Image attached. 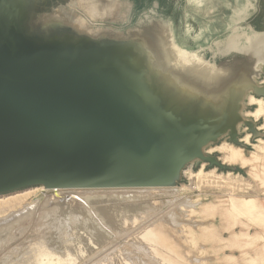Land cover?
Segmentation results:
<instances>
[{
    "label": "water",
    "instance_id": "water-1",
    "mask_svg": "<svg viewBox=\"0 0 264 264\" xmlns=\"http://www.w3.org/2000/svg\"><path fill=\"white\" fill-rule=\"evenodd\" d=\"M35 3L0 0V194L32 186L174 187L192 162L236 170L206 149L225 136L243 145L241 124L264 135L242 110L250 93L264 97V63L255 56L235 49L220 51L223 62L207 57L178 44L172 23L157 15L126 42L72 27L43 34L29 18ZM162 27L170 54L196 52L225 71L224 82L197 79L201 90H193L192 67L171 64L165 49L143 43ZM252 30L264 34L249 23Z\"/></svg>",
    "mask_w": 264,
    "mask_h": 264
},
{
    "label": "rangeland",
    "instance_id": "rangeland-1",
    "mask_svg": "<svg viewBox=\"0 0 264 264\" xmlns=\"http://www.w3.org/2000/svg\"><path fill=\"white\" fill-rule=\"evenodd\" d=\"M33 1L32 28L43 34L72 27L82 35L126 42L134 32L150 29L148 18L157 15L172 23L175 40L184 47L220 62L225 61L220 51L238 49L254 56L261 49L257 59L264 63V34L249 32L252 21L264 31V0H68L57 8L53 0ZM160 31L143 43L149 47L153 41L168 51L166 30ZM175 52L183 65L194 66L193 90H201L197 79L224 82L218 77L225 71L196 52ZM232 55L238 62L244 59ZM258 82L264 84V65ZM259 100L264 97L250 93L242 110L254 120L255 131L264 133ZM239 133L243 145L225 136L206 149L236 170L192 162L174 187L59 189L57 196L50 193L53 189L32 186L0 194V264H41L47 256L39 251L53 252L57 264H264V135L244 124ZM221 145L242 148L247 163L225 159ZM28 191L32 194L21 200L2 201ZM234 199L253 202L235 208ZM29 212L35 216L26 220Z\"/></svg>",
    "mask_w": 264,
    "mask_h": 264
},
{
    "label": "bare ground",
    "instance_id": "bare-ground-1",
    "mask_svg": "<svg viewBox=\"0 0 264 264\" xmlns=\"http://www.w3.org/2000/svg\"><path fill=\"white\" fill-rule=\"evenodd\" d=\"M160 34H162V31H160ZM164 51H166V53H167V55H165L166 56V60L169 61L171 64H174V62H175V63H179V64L183 65L182 58H181V56H179L177 54V52H176V54H175L176 56H175V55L170 54V52H168L167 50H164ZM261 51H262L261 49L256 50L254 52V56L256 58H260L261 57ZM187 67H188L187 69L189 70V69H191L190 67L193 68L194 66H187ZM259 102H260V105H259L260 107L258 109V113L264 115V101L259 100ZM260 143L264 144V139H261ZM218 150L220 152L224 153L223 157L225 159H228V160H231V161L239 159V160L242 161V164H246L247 161H248L245 156H242V148L235 147L233 145H221V146H219ZM203 171L204 170L201 169L198 172V174L203 172ZM229 173H230V171H229ZM58 190L59 189H53L50 193L53 194V195L57 194V196H58V195H60V193H55V192H58ZM30 194H32V191H28V192H25V193H22V194H17V195H14V196L12 195V196H9V197L2 198V201L3 202H7V203H11V202H15V201L21 200L22 198H25V197L29 196ZM37 200H40V198H38ZM33 202L34 201L29 202L28 204L31 205V204H33ZM252 202H253L252 199H234L233 202H232V207H235V208H249V206H251ZM28 211H31V210H28ZM33 215L35 216L34 212H29L24 217L27 218L26 220H28ZM33 218H35V217H33ZM39 252H40V255L42 257H46L47 256L46 257L47 259L42 261L41 264H57V262H54V260H53V256H55V254L53 252H50V251H39ZM38 264H40V263H38Z\"/></svg>",
    "mask_w": 264,
    "mask_h": 264
},
{
    "label": "trees",
    "instance_id": "trees-1",
    "mask_svg": "<svg viewBox=\"0 0 264 264\" xmlns=\"http://www.w3.org/2000/svg\"><path fill=\"white\" fill-rule=\"evenodd\" d=\"M252 24H255V22L252 21ZM256 26V25H255Z\"/></svg>",
    "mask_w": 264,
    "mask_h": 264
},
{
    "label": "flooded vegetation",
    "instance_id": "flooded-vegetation-1",
    "mask_svg": "<svg viewBox=\"0 0 264 264\" xmlns=\"http://www.w3.org/2000/svg\"><path fill=\"white\" fill-rule=\"evenodd\" d=\"M53 1L55 2V0H53ZM51 2H52V1H51ZM54 2H53V3H54Z\"/></svg>",
    "mask_w": 264,
    "mask_h": 264
}]
</instances>
